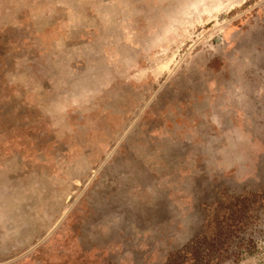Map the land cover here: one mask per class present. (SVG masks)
Here are the masks:
<instances>
[{
	"label": "rangeland",
	"instance_id": "rangeland-1",
	"mask_svg": "<svg viewBox=\"0 0 264 264\" xmlns=\"http://www.w3.org/2000/svg\"><path fill=\"white\" fill-rule=\"evenodd\" d=\"M251 192L221 264H264V0H0V264H164Z\"/></svg>",
	"mask_w": 264,
	"mask_h": 264
},
{
	"label": "trees",
	"instance_id": "trees-1",
	"mask_svg": "<svg viewBox=\"0 0 264 264\" xmlns=\"http://www.w3.org/2000/svg\"><path fill=\"white\" fill-rule=\"evenodd\" d=\"M259 200V193L251 192L249 195L233 196L230 203L219 200L205 203L204 222L198 233L172 250L164 264H221L229 258L239 262L256 255L261 248L260 239L251 236L236 241L234 232L243 231L244 225L249 224L254 217L250 212L258 208L252 205ZM255 217H258L257 213Z\"/></svg>",
	"mask_w": 264,
	"mask_h": 264
}]
</instances>
